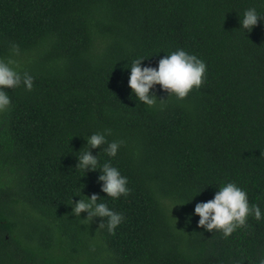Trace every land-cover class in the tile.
I'll use <instances>...</instances> for the list:
<instances>
[{"label":"trees","instance_id":"16d2710c","mask_svg":"<svg viewBox=\"0 0 264 264\" xmlns=\"http://www.w3.org/2000/svg\"><path fill=\"white\" fill-rule=\"evenodd\" d=\"M249 7L264 0H0V58L33 77L0 111V264H257L264 218L228 237L185 220L227 181L264 213V20L239 28ZM177 48L205 62L201 86L178 99L157 84L145 105L127 67ZM104 129L124 141L99 156L128 178L117 199L74 169ZM80 188L123 214L114 231L71 214Z\"/></svg>","mask_w":264,"mask_h":264},{"label":"clouds","instance_id":"9594fccd","mask_svg":"<svg viewBox=\"0 0 264 264\" xmlns=\"http://www.w3.org/2000/svg\"><path fill=\"white\" fill-rule=\"evenodd\" d=\"M261 20H264V13L258 12L255 7L246 8L240 16L239 28L249 32ZM144 59L143 57L135 59L127 67L130 69L128 87L131 89L132 95L149 107H153L157 103L155 85H160L161 90L166 91L168 95L173 94L176 98L182 99L193 88H199L205 77V62L197 55L182 48H177L161 57L155 67L142 66L141 62ZM13 63L14 61L11 59L0 58V111L6 110L11 104V99L5 89L21 85L27 90H31L33 87V77L28 73L21 75L13 67ZM109 135H111V129H104L83 137L86 141L85 147L83 151L79 150V154L75 156L74 169L82 170L85 174L90 171H98L101 192L108 197L117 199L122 195L127 196L131 189L128 187L127 176L123 175L111 160H105L103 163L100 161L101 146H104L102 150L108 157H115L124 144L123 140L109 141L107 138ZM92 149H99V151L94 155ZM82 188L71 196V214L80 218L81 213L84 212L86 213L84 219L91 221L93 218H107L108 231H114L122 223L123 214L112 210L106 202L101 201L98 194H84ZM217 189L211 199L197 202L194 211L186 214L187 224L191 223L193 215H198L197 226L199 228L209 232L218 230L224 237H228L237 228L246 225L250 215L254 216L257 221L264 218L261 207L258 204H250L247 192L234 181L224 182ZM203 190H200L196 195ZM73 197H79V199L74 201ZM102 222L103 219L100 224ZM257 264H264V252L258 256Z\"/></svg>","mask_w":264,"mask_h":264}]
</instances>
